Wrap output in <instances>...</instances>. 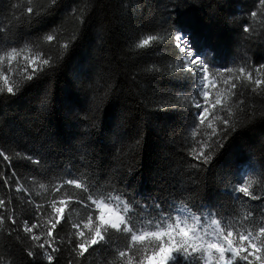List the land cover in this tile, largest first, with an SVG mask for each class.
Returning <instances> with one entry per match:
<instances>
[{
    "label": "trees",
    "instance_id": "16d2710c",
    "mask_svg": "<svg viewBox=\"0 0 264 264\" xmlns=\"http://www.w3.org/2000/svg\"><path fill=\"white\" fill-rule=\"evenodd\" d=\"M177 32L188 35L196 54L207 53L209 81L216 85L209 100L219 98L232 112L226 136L214 119L229 118L219 107L210 110L211 127L198 122V76L182 67ZM149 35L157 39L138 47ZM25 45L39 64L14 60L0 85V152L8 157L0 156V264H32L26 250H41L23 224L36 223L40 242L47 239L48 222L57 218L52 201L64 208L53 230V246L60 249L54 264H127V256L135 264L148 247L133 244L131 233L110 229L106 243L84 256L73 252L82 242L73 226L96 217L84 206L89 196L127 204L123 216L133 233L166 226L179 208L232 225L235 239L238 229L256 235L264 227V87L254 84L264 79V71H255L264 64L259 0H0V56L12 47L22 56ZM44 59L51 67L41 71ZM213 129L219 135L210 137ZM204 141L212 158L197 165L192 153ZM246 182L259 199L236 192Z\"/></svg>",
    "mask_w": 264,
    "mask_h": 264
},
{
    "label": "snow or ice",
    "instance_id": "6c2138e0",
    "mask_svg": "<svg viewBox=\"0 0 264 264\" xmlns=\"http://www.w3.org/2000/svg\"><path fill=\"white\" fill-rule=\"evenodd\" d=\"M260 4L264 5V0H259ZM56 0H52V4H55ZM28 12L32 14L34 10L28 8ZM253 16L256 13H252ZM245 32H250L249 27H245ZM45 40L52 42L54 40L53 35H46ZM157 37L149 35L147 38H143L139 41L138 47L143 48L150 45V42L156 40ZM177 40L180 44H189L190 41L187 39L186 35L177 36ZM65 48L69 45L65 44ZM183 59L185 61L183 67L186 70L193 72L196 75L202 77L203 80H207V72L209 65L206 62L207 53L202 56L196 54L191 47H181L180 49ZM19 55L17 48L12 47L10 51L6 52L3 56H0V61H3L5 57L9 61H12ZM25 59H28L27 57ZM44 66H49V59L42 60L40 70L43 71ZM35 72V69L33 70ZM226 72H233V69H225ZM257 72L264 71V64L260 65ZM241 74L246 72L244 67L239 69ZM247 78L252 79V74L249 71L247 73ZM0 79H4L7 83V78L0 73ZM28 80H32L33 76L29 75ZM236 79H239L237 77ZM224 83L227 85L228 80ZM254 84L257 88L264 87V79H255ZM203 86V85H202ZM232 90L237 89V83L232 82L230 85ZM257 89H254L256 91ZM3 91V89H0ZM8 93H13V88L9 86L7 88ZM234 94V93H233ZM202 99L204 103H196L194 107L198 110L196 116L200 122V125L208 123L211 127V122L209 121L210 110H216L218 107L227 113L229 118H221L219 116H214V119L218 120L222 126L221 131L224 135H227V130L232 128V122L230 117L232 116L231 109L222 105L221 100L217 98L214 103L209 105V92L203 91ZM219 133L213 129L210 133V137H215ZM211 144L208 141H204L198 152H193L192 157L197 162V165L208 164L211 160V151L205 154L204 149H211ZM0 156H4L3 152H0ZM4 159H8L4 156ZM31 160V157H28ZM33 163L39 164V160H32ZM68 185H73L76 188H83V185L77 180H67ZM5 184L7 180L5 179ZM251 183H245L236 189L238 194H242L245 197H251L250 188ZM41 188L45 186L40 185ZM22 190V189H20ZM253 199H259V197H251ZM111 199V198H108ZM10 202V201H9ZM116 206H120L119 198L115 199ZM60 204H64L61 200ZM5 201L0 199V208H3ZM56 202L52 201V207L57 214L56 222L49 220L50 227L47 228V239L43 242L41 241V235H36L34 229L39 226L36 223L28 225L27 221H24L23 231L30 235V238L36 242V247L41 251L37 252L32 249H28L27 255L31 259L32 264H43V261H47V264H54L56 256L54 253L59 252L58 247L53 245L56 241L53 238V230L60 223L61 215L64 212L63 207H56ZM85 207H90L92 212L96 213L95 219L92 215H89L87 223L84 227L88 229V238L85 237V232L80 230L79 225H74L76 230V237L82 238V242L76 243L75 247L72 249L78 256H84L90 248L97 245H102L106 243L105 237L108 236L109 230L121 231L125 233H131V240L133 244L137 241L147 242L148 247L144 248L142 252L135 256V264H200L201 260L204 264H264V255H259L258 253L264 252V227L259 228L258 234L254 235L252 231L247 230H236V236L238 239L234 241V231L232 225L221 226V223L217 219H212L208 227H204L201 217L192 216L190 212L185 208L180 210V214L176 215L174 218V223H168L166 226H158L157 230L151 232H143L141 234H135L132 232V228L128 227V221L125 217L120 215L119 212H113L112 217L106 218L104 210L109 208V204L105 203L101 199H93L92 196L88 197V202L84 204ZM42 205H36L39 210ZM159 208V205L156 206ZM123 212L128 213L129 208L127 204L123 205ZM163 211V209H160ZM169 217L163 216V220H167ZM191 220L192 223L189 225L188 221ZM8 222L11 225H16L17 220L12 215L8 216ZM5 223L3 215H0V227ZM15 231V228L12 229ZM245 231L247 234H245ZM11 234V233H9ZM43 235V234H42ZM151 238V239H149ZM69 244L73 241L69 240ZM150 249V250H149ZM131 250V245L129 246ZM120 257H126V252L121 251L119 253ZM251 257V259H250ZM127 264H133V257L127 256Z\"/></svg>",
    "mask_w": 264,
    "mask_h": 264
},
{
    "label": "rangeland",
    "instance_id": "374dc122",
    "mask_svg": "<svg viewBox=\"0 0 264 264\" xmlns=\"http://www.w3.org/2000/svg\"><path fill=\"white\" fill-rule=\"evenodd\" d=\"M179 47H180V49H181V47H185V48H187L188 47V44H180V42H179ZM23 49H25V50H27L25 53H23L22 54V56H18V58L16 57V58H14L12 61H9L8 59H7V57H6V60H4V61H2L1 63H0V73H3V75L7 78L8 77V75H9V72L13 69V61L15 60V61H18L19 63H21V65L22 66H29V67H35L36 65H38L39 64V62H38V60H39V58H38V54L35 52V51H33V49L31 48V47H29V46H27V45H25V46H23L22 47ZM28 58V59H25V58ZM182 60V59H181ZM183 61V60H182ZM2 67V68H1ZM8 71V73L7 74H5L6 72ZM200 78H202V77H200ZM198 79V81H197V89H198V92H199V94H200V96L202 97V93H203V91H205L204 90V87H205V85H204V81L202 80V79ZM2 82H5V80L4 79H0V85L2 84ZM203 85V86H202ZM216 85L215 84H213L211 87L213 88V87H215ZM211 88V89H212ZM196 88H194V90H195ZM196 91V90H195ZM217 93H219V91H217ZM199 94L197 93V96H198V101H202V98H200L199 97ZM213 97V96H212ZM209 98H210V96H209ZM211 100H209V102H210ZM199 103H204V102H199ZM211 103H213V102H210V105H211ZM196 104V103H195ZM196 109V108H195ZM195 115V114H194ZM200 123V122H199ZM123 206H122V203H120V206L119 207H117L116 206V203L115 202H113V203H109V208H106L105 210H104V212H105V216H106V218H110V217H112V215H113V212H119L120 213V215H122L123 216ZM181 209H185V208H179L178 209V211H177V214L176 215H178V214H180V210ZM95 215H96V213H95ZM175 215V216H176ZM192 216H195V215H192ZM198 217H201V219H202V223H203V225H204V227H208L209 226V224H210V221L212 220V219H215L210 213H207V212H205L204 214H202V215H200V216H198ZM85 223H87V220H86V222ZM85 223L83 224V225H81L80 226V228H81V230H83L84 232L86 231L87 233H88V229L87 228H85L84 227V225H85ZM170 223H174V219H172L171 220V222ZM188 223H189V225H191V223H192V221L191 220H189L188 221ZM155 230H157V229H155ZM155 230H150V229H146V230H143L141 233H143V232H151V231H155ZM141 233H135V234H141ZM149 239H151V238H149ZM233 239H234V241L236 240V239H238V237L235 239L234 237H233ZM137 242H142V241H137ZM144 244H147V242H143ZM203 264H204V261H203Z\"/></svg>",
    "mask_w": 264,
    "mask_h": 264
},
{
    "label": "bare ground",
    "instance_id": "6f19581e",
    "mask_svg": "<svg viewBox=\"0 0 264 264\" xmlns=\"http://www.w3.org/2000/svg\"><path fill=\"white\" fill-rule=\"evenodd\" d=\"M180 35H186V37H187V39L189 40V38H188V35L186 34V33H184V32H177L176 34H175V36H174V41H175V44H176V46L178 47V49H179V51H180V47H179V41L177 40V36H180ZM188 47H190V43L188 44ZM180 54H181V59L183 60H181L182 61V67H183V65H184V63H185V61H184V59H183V55H182V53H181V51H180ZM183 69L184 70H186L184 67H183ZM189 71V70H188ZM191 72V71H190ZM191 73H193V72H191ZM198 76V79L201 77V76H199V75H197ZM197 79V80H198ZM200 79H202V78H200ZM203 80V79H202ZM204 81V85H205V80H203ZM197 82V81H196ZM195 82V88H196V91H197V93L199 94V92H198V89H197V83ZM204 90H206L207 91V87H204ZM199 96H200V94H199ZM201 97V96H200ZM202 98V97H201Z\"/></svg>",
    "mask_w": 264,
    "mask_h": 264
},
{
    "label": "built area",
    "instance_id": "2783aa9c",
    "mask_svg": "<svg viewBox=\"0 0 264 264\" xmlns=\"http://www.w3.org/2000/svg\"><path fill=\"white\" fill-rule=\"evenodd\" d=\"M205 87H207V80L205 81Z\"/></svg>",
    "mask_w": 264,
    "mask_h": 264
}]
</instances>
